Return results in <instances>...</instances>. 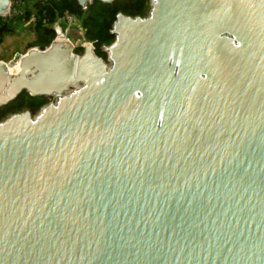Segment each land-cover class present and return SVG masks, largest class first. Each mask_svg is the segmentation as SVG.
I'll list each match as a JSON object with an SVG mask.
<instances>
[{
    "label": "water",
    "instance_id": "1",
    "mask_svg": "<svg viewBox=\"0 0 264 264\" xmlns=\"http://www.w3.org/2000/svg\"><path fill=\"white\" fill-rule=\"evenodd\" d=\"M110 34L0 61V108L51 98L0 121V264H264V0H149Z\"/></svg>",
    "mask_w": 264,
    "mask_h": 264
},
{
    "label": "trees",
    "instance_id": "2",
    "mask_svg": "<svg viewBox=\"0 0 264 264\" xmlns=\"http://www.w3.org/2000/svg\"><path fill=\"white\" fill-rule=\"evenodd\" d=\"M12 1H17L20 14L11 17L0 16V44L7 36L16 34L20 28V32L33 36V39L27 43L26 50L31 47L43 50L56 37L54 26L57 21L65 14H70L76 18L75 23L82 41L91 43L95 54L103 59H106L103 47L114 41L110 30L116 15L121 12L128 16L144 17L149 11V0H116L111 3L93 0L84 8L80 7L76 0ZM82 52L81 44L74 46V53L80 55ZM13 66L17 64L9 65L10 68ZM47 103H49V98L33 97L23 91L14 101L0 108V121L13 113L25 110L35 115Z\"/></svg>",
    "mask_w": 264,
    "mask_h": 264
},
{
    "label": "rangeland",
    "instance_id": "3",
    "mask_svg": "<svg viewBox=\"0 0 264 264\" xmlns=\"http://www.w3.org/2000/svg\"><path fill=\"white\" fill-rule=\"evenodd\" d=\"M13 3L14 2L11 0V7L14 6ZM60 29H61V34L66 38H68L74 46H76L77 44H81L82 46L85 43H89L87 41H82L80 31L75 22L71 24H67V22H65L61 25ZM63 36L60 37L63 38ZM32 39L33 36L31 34H28L26 32H20V28L16 31V34L7 36L4 39V41L0 44V61L8 63L15 54H24L29 49L28 48L26 50L27 43ZM31 48H37V47H31ZM7 66L9 69L10 67L8 64ZM50 100L51 98H49V101Z\"/></svg>",
    "mask_w": 264,
    "mask_h": 264
},
{
    "label": "built area",
    "instance_id": "4",
    "mask_svg": "<svg viewBox=\"0 0 264 264\" xmlns=\"http://www.w3.org/2000/svg\"><path fill=\"white\" fill-rule=\"evenodd\" d=\"M16 2V3H15ZM14 2V6H12L11 7V10H9V12L7 13V15L6 16H8V17H11V16H14V15H17V14H20V11H19V9L17 8V1H15ZM76 21V18L73 16V15H70V14H65L62 18H60L58 21H57V23L55 24V26H54V29H55V31H56V37H55V39H58V38H60V36H63L62 34H61V25L63 24V23H65V22H67V24H71V23H73V22H75ZM63 38L64 39H68V38H66L65 36H63ZM69 40V39H68Z\"/></svg>",
    "mask_w": 264,
    "mask_h": 264
},
{
    "label": "bare ground",
    "instance_id": "5",
    "mask_svg": "<svg viewBox=\"0 0 264 264\" xmlns=\"http://www.w3.org/2000/svg\"><path fill=\"white\" fill-rule=\"evenodd\" d=\"M58 40H65V39L60 37V38H58ZM18 62H19V61H17V62L15 63V64H17V66H13V68H15V70H13V68H9V69H8V66H7L8 71L11 72V73H12V72H16V70H18V68H19V63H18ZM8 65H9V64H8ZM11 65H12V64H11Z\"/></svg>",
    "mask_w": 264,
    "mask_h": 264
}]
</instances>
